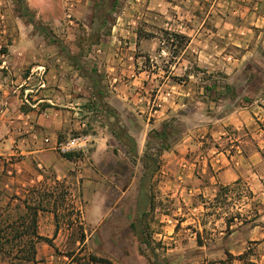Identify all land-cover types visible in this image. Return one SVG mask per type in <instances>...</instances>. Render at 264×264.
I'll list each match as a JSON object with an SVG mask.
<instances>
[{"label":"crops","instance_id":"crops-1","mask_svg":"<svg viewBox=\"0 0 264 264\" xmlns=\"http://www.w3.org/2000/svg\"><path fill=\"white\" fill-rule=\"evenodd\" d=\"M109 2L0 0V264H76L67 250L78 224L84 254L121 264L120 221L131 205L127 196L137 191L104 187L105 182L132 179L120 166L129 169L130 158L141 156L148 132L158 130L171 109L194 98L198 108L206 105L200 74L221 71L227 75L221 85L231 93L237 84L253 81L232 72L264 55V0H125L106 41L103 25L97 29L91 23L106 22L107 16L95 11ZM143 21L164 24L170 37L186 39L182 56L170 65L173 72L162 76L159 67L153 72L158 62L152 60L150 68L139 56L168 57L157 34H139ZM95 36L101 38L97 43L90 39ZM81 37L89 41L80 44ZM179 71L187 80L182 85L173 81ZM152 87L158 89L154 99ZM213 122L164 149L165 189L216 197L224 188L245 184L261 203L259 221L244 237L231 233L227 254L239 260L255 247L256 257H262L264 96L239 107L230 104ZM81 134L92 138L88 153L68 160L56 151L58 142ZM62 184L73 210L81 213L80 223L71 217L60 221V210L46 207L45 193ZM198 242L197 264L221 253L205 252L206 244ZM186 255L173 256L172 264Z\"/></svg>","mask_w":264,"mask_h":264},{"label":"rangeland","instance_id":"rangeland-1","mask_svg":"<svg viewBox=\"0 0 264 264\" xmlns=\"http://www.w3.org/2000/svg\"><path fill=\"white\" fill-rule=\"evenodd\" d=\"M110 0L109 3L101 5L95 11L96 15L107 16L106 22L97 21L91 23L94 28L102 26V34L104 40L108 41L111 35L113 26L118 24L117 14L123 9L125 0H120L119 5L113 6ZM155 23V22H154ZM148 22H141L138 27V32L142 37L157 36L161 40L163 47L168 54L163 59L158 61L152 59L150 55L143 52L139 56L145 57L143 60L151 68L152 62H158L157 68L153 72H159L163 75L173 72L170 70L171 63H176L174 57L180 58L183 53L185 43H181L179 39L170 37V32H166L164 24H154ZM134 27V25H131ZM94 43L99 42L100 37L95 36L90 38ZM80 44H85L89 39L87 37L80 38ZM257 60L254 62H244L242 66L236 68L232 72V76H242L252 78L250 84H237L235 90L229 94L222 95L221 85L227 77L221 71H205V74H200V78L205 80L206 87V105L198 108L196 99L184 102V107L179 106L171 109L172 113L169 119L162 123L158 130L151 129L148 132L145 148L141 156L130 158L132 164L129 169L120 166V170L126 175L131 171L132 179L129 181L117 180L105 182L104 187L115 188L123 187L130 188L131 195L127 196V201L130 202V207H125L123 212V219L121 223V231L125 233V260L120 261L121 264H172L173 256L180 254H187L186 259L174 261V264H197L196 258V243L199 240L206 244V251L220 249V254L213 259H208L205 263L198 264H264V255L259 257L255 255V247L246 253L239 260L228 253L227 246L230 244L228 237L232 232H238L240 237L246 235V230L252 224L259 221V207L261 203L258 200H253L252 196L245 184L231 186L219 191L216 197H203V195H176L165 188L164 166L165 158L159 159V171L155 174L152 181L143 188L141 183L148 177L152 168L151 162L144 160L145 154L151 158L155 156H163L164 149H169L175 145L187 132L198 129L200 124L212 125L215 116H220L230 108V104L235 107L249 104L254 101H259L264 96V86L259 84L264 80V59L261 58L263 54H256ZM254 55V56H256ZM168 58V59H167ZM255 58V57H254ZM153 60V61H152ZM170 62V63H167ZM173 64V65H174ZM152 71V70H151ZM191 73L198 74L195 68H192ZM180 77L173 78L174 82L182 85L186 80L183 71L177 72ZM162 80V79H161ZM189 85L185 84V87ZM198 86V85H196ZM200 88L203 87L201 84ZM158 89L150 88L149 97L154 99ZM245 94H248L246 97ZM240 96V98H238ZM222 106V109L219 107ZM155 109H159L155 106ZM216 111V114L214 112ZM206 114V117L203 115ZM212 114V115H211ZM214 114V115H213ZM149 117H146V121ZM156 119L151 118V123ZM166 129L167 136L158 138L153 131H162ZM147 127L143 128V137H145ZM150 142V143H149ZM119 156V154L117 153ZM113 163L114 159H111ZM118 165V164H117ZM124 166V165H123ZM136 177V180H133ZM46 207H51L54 204L57 210H60L58 219L65 221L68 217L80 223L81 213L73 210V198L69 197V193L64 184L56 185L49 192L45 193ZM135 200V203L133 201ZM152 205V206H151ZM118 213H122L118 212ZM128 226H131L128 228ZM135 227V228H134ZM231 227L233 229L231 230ZM131 230V231H130ZM83 228L78 224L75 230V238L70 242L67 250V255L73 257L76 264H91V258H98L96 256H89L84 252L86 247L78 244L84 235ZM85 236V235H84ZM139 239H144L141 242ZM252 245V244H250ZM173 251V252H172ZM185 252V253H182ZM169 253V257H165ZM172 254H175L172 256ZM225 254L227 256H225Z\"/></svg>","mask_w":264,"mask_h":264},{"label":"trees","instance_id":"trees-1","mask_svg":"<svg viewBox=\"0 0 264 264\" xmlns=\"http://www.w3.org/2000/svg\"><path fill=\"white\" fill-rule=\"evenodd\" d=\"M113 6H115L113 4ZM100 21V20H99ZM176 39H179L181 43H185L186 42V39L184 37H181V36H175ZM207 90H210L209 88H207ZM222 90V95H225V94H229V90L227 88H221ZM154 134H156V136L158 138H164L167 136V132H166V129L163 128L162 131H153ZM122 134V133H121ZM150 143V142H149ZM167 149V148H165ZM75 154H68V155H65L63 156L64 158L68 159V160H73L74 159V156ZM77 157V156H76ZM161 156H155V158H151L150 156H148V154H145V158L144 160L147 161V162H151L152 164V168H151V171H150V174H149V177H148V181L146 183V181L144 180L142 183H141V186H143V188L146 186V184L149 183V181H152L154 175L159 171V159H160ZM152 206V205H151ZM135 228V227H134ZM82 240H84V235L82 234ZM40 240H43L49 244H52L51 241L49 239H42L40 238ZM141 242H143L144 239H139ZM199 245H201V242L199 241L198 242ZM243 257V256H241ZM240 257V258H241ZM239 258V259H240ZM91 260L93 262H96V263H100V264H112L111 262H109L108 260H104V259H97V258H91Z\"/></svg>","mask_w":264,"mask_h":264},{"label":"built area","instance_id":"built-area-1","mask_svg":"<svg viewBox=\"0 0 264 264\" xmlns=\"http://www.w3.org/2000/svg\"><path fill=\"white\" fill-rule=\"evenodd\" d=\"M92 138L89 135L81 134L73 136L67 140L58 142L56 144V151L65 156L68 154H86L92 146Z\"/></svg>","mask_w":264,"mask_h":264}]
</instances>
